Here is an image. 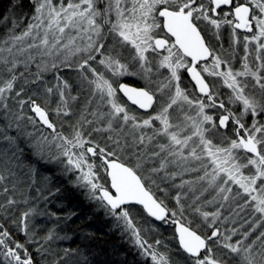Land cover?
<instances>
[{"label":"snow or ice","instance_id":"snow-or-ice-1","mask_svg":"<svg viewBox=\"0 0 264 264\" xmlns=\"http://www.w3.org/2000/svg\"><path fill=\"white\" fill-rule=\"evenodd\" d=\"M30 5L19 32L22 19L0 34V264H91L54 247L67 239L58 225L37 236L35 206L6 227L28 203L21 173L37 182L26 153L82 189L145 264H264V0ZM242 212L239 228L224 227ZM148 218L174 226L176 243L153 239Z\"/></svg>","mask_w":264,"mask_h":264},{"label":"trees","instance_id":"trees-1","mask_svg":"<svg viewBox=\"0 0 264 264\" xmlns=\"http://www.w3.org/2000/svg\"><path fill=\"white\" fill-rule=\"evenodd\" d=\"M14 3L15 0H12L11 3L10 0H0V34H3L5 25L11 27L13 20L19 21L22 19L23 23L20 28L16 29L19 32L31 15L30 0H20V7H13ZM4 17L8 19L5 21ZM223 38L227 39L225 36ZM64 71L61 72V75H67L69 72L68 70ZM69 75H71L70 72ZM49 78L47 80L51 82L52 78ZM122 82H127L135 87L141 86V82L132 77H124ZM183 85H187L189 88L192 87L186 74H182ZM28 128H31V126ZM62 130H65V127ZM25 155L28 156L25 164H31L37 169V182L31 184V181H24L23 183L27 187H20L24 195L28 197V203L17 205L11 213L9 222L6 224L9 230L15 232V225L10 222L12 219L35 206L37 214L30 217V226L35 227L37 236H43L49 228L58 225L57 231L62 236L67 237V239L58 241L54 245L59 250L64 247L83 249L84 255L88 257L91 264H145L131 243L130 237L116 227L115 221L107 216L103 209L88 200L82 189L75 188L69 182V178L60 173L56 165L46 163L28 153ZM24 172H27L26 168ZM24 175L28 178L26 174ZM101 175H103V172H101ZM189 176L190 179L195 178V174ZM44 177H49V180H44ZM29 185L31 186L29 187ZM57 187L59 191H56ZM49 189L54 195H49ZM169 191L174 194L178 190L172 191L169 189ZM45 195L48 196L47 200L43 199ZM157 195L161 194L157 193ZM16 198L22 199L19 194ZM208 198H210V195ZM166 203L169 207H172L174 201L167 200ZM211 210L213 209L210 208L209 211ZM69 216H71L70 219L67 218ZM189 219H192V217L190 216ZM199 219V217H196V221H199ZM148 220L158 229L150 234L153 239H162L169 246L176 243L173 239L174 226L162 224L160 221H151V218H148ZM0 222L4 221L0 220ZM141 224H143V221H141ZM151 224L144 226L149 227ZM199 230L202 233L209 231L207 229ZM260 230L262 229H257V232ZM17 235L23 239L21 234L17 233ZM255 235L256 233H253V236Z\"/></svg>","mask_w":264,"mask_h":264},{"label":"rangeland","instance_id":"rangeland-1","mask_svg":"<svg viewBox=\"0 0 264 264\" xmlns=\"http://www.w3.org/2000/svg\"><path fill=\"white\" fill-rule=\"evenodd\" d=\"M222 31H224V36L227 38V39H225V38H223V43H224V46L225 47H228V36H227V31L225 32V30H222ZM223 36V37H224ZM240 54L242 55V46H241V48H240ZM235 66L236 67H239V61L237 60L236 61V63H235ZM65 72V71H64ZM69 72L71 73V75H69ZM68 72V74L67 75H65V74H63V76L65 77V78H68L72 83H73V89L75 90V92L73 93V94H76V87H77V73L76 72H74V71H69ZM49 77H51L52 78V73H48V74H46L45 75V78L46 79H48ZM132 78H134V77H132ZM50 79V78H49ZM134 79H136V78H134ZM211 79V78H210ZM223 91H227V89H223ZM81 99H83V96L81 97ZM64 127H65V130L67 129V124H65L64 125ZM27 130H29V131H32V128H28ZM47 131V130H46ZM37 135H39V133H37ZM194 176V175H193ZM20 179H21V181H22V183L20 184V187H27L23 182L24 181H29L30 182V180H29V178H27V177H25V175L24 174H21L20 175ZM184 179H190V176L189 175H186V176H184ZM176 183H179V180H177L176 181ZM170 190H172V191H176V189L175 188H170ZM189 195H191V194H189ZM209 197V196H208ZM210 198H211V196H210ZM209 198V199H210ZM211 207H206L205 209H207V210H209ZM225 214L226 215H228L229 213L228 212H225ZM249 216V213H247V212H242L241 213V215H240V217H235V219H236V223L235 224H232L231 222H229L227 225H225L224 227H228V228H231V227H234V225H236V227L237 228H239V226H240V224L243 222V219L242 218H247ZM247 227V226H246ZM243 230H245V229H241V231H243Z\"/></svg>","mask_w":264,"mask_h":264},{"label":"water","instance_id":"water-1","mask_svg":"<svg viewBox=\"0 0 264 264\" xmlns=\"http://www.w3.org/2000/svg\"><path fill=\"white\" fill-rule=\"evenodd\" d=\"M129 86H131V87H135V86H133V85H130V84H129ZM125 99H126V98H125Z\"/></svg>","mask_w":264,"mask_h":264},{"label":"flooded vegetation","instance_id":"flooded-vegetation-1","mask_svg":"<svg viewBox=\"0 0 264 264\" xmlns=\"http://www.w3.org/2000/svg\"><path fill=\"white\" fill-rule=\"evenodd\" d=\"M225 32H226V30H225Z\"/></svg>","mask_w":264,"mask_h":264}]
</instances>
